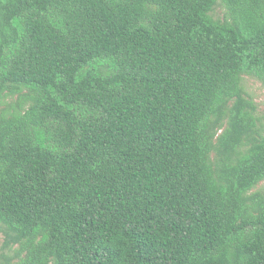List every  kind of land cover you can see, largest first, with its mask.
Returning <instances> with one entry per match:
<instances>
[{"label":"trees","instance_id":"16d2710c","mask_svg":"<svg viewBox=\"0 0 264 264\" xmlns=\"http://www.w3.org/2000/svg\"><path fill=\"white\" fill-rule=\"evenodd\" d=\"M264 0H0V264H264Z\"/></svg>","mask_w":264,"mask_h":264},{"label":"rangeland","instance_id":"374dc122","mask_svg":"<svg viewBox=\"0 0 264 264\" xmlns=\"http://www.w3.org/2000/svg\"><path fill=\"white\" fill-rule=\"evenodd\" d=\"M244 84L248 92H250L253 97L255 98V101L259 103L260 108L264 109V88L261 86V84L249 77H244ZM264 185V182H262ZM2 242V235L0 234V244Z\"/></svg>","mask_w":264,"mask_h":264}]
</instances>
